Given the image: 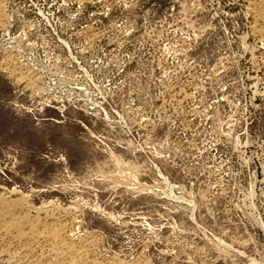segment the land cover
Returning a JSON list of instances; mask_svg holds the SVG:
<instances>
[{
  "label": "rangeland",
  "instance_id": "374dc122",
  "mask_svg": "<svg viewBox=\"0 0 264 264\" xmlns=\"http://www.w3.org/2000/svg\"><path fill=\"white\" fill-rule=\"evenodd\" d=\"M134 2L53 29L0 0V197L62 225L82 264H264V43L250 7ZM77 55L107 88L105 114L59 102L81 79ZM9 242L0 264L67 263L46 242L23 257Z\"/></svg>",
  "mask_w": 264,
  "mask_h": 264
},
{
  "label": "built area",
  "instance_id": "2783aa9c",
  "mask_svg": "<svg viewBox=\"0 0 264 264\" xmlns=\"http://www.w3.org/2000/svg\"><path fill=\"white\" fill-rule=\"evenodd\" d=\"M47 1L48 0H19V2H21L19 4L20 6L19 9L25 7L26 10L30 11L31 13H34L38 17V19L41 17L40 19L43 20V23L45 26H47L48 28L51 27L55 29L53 27V24L59 23L62 25V24H72V23L78 22L86 6H93L94 8L98 7L100 9V10H97L96 12L98 14L95 17H93L94 18L93 23L97 21L102 23L104 19H107L108 17H110L111 9L114 6H120V5H122L123 7L130 6V4L125 6L124 3L126 1L129 2L132 0H53L55 2L51 4ZM136 1L137 0H135V2ZM25 4L27 6H24ZM63 12H66L67 17L64 19L63 18L59 19V16ZM111 22H119V21H115L111 19L109 23ZM112 29H113V26L111 24L107 28H105V30L104 29L100 30L99 32L91 36L92 37H96L98 35L105 36L106 33L111 31ZM12 35H16V34H12ZM129 35H131V33L127 32L125 34V37L127 38ZM82 36L85 37V39L87 40L88 35L86 34V32L83 31ZM7 38H9V34H7ZM55 38H56V41L54 40V42L61 44L64 47L66 53L69 54L70 52H69L68 47L64 45L62 41L60 40V38L62 37L58 33L57 34L55 33ZM84 42L86 41L84 40ZM30 57H32L33 60L35 59V56L33 57L32 54ZM78 58L80 59L79 61L78 60L76 61L77 58H73L75 61L74 60H73L74 62L71 61V65H73V67L76 69V73L80 75L81 79L75 80V82L72 84L73 87L69 89L70 91H73L74 93L70 92L69 93L70 95H67V93L65 95L62 92L61 94H59L60 96L63 97L60 99L59 102L62 104H66V102L79 103L81 105L88 107L91 110L101 109L103 113L105 114V109H104L105 106L103 103L108 104V99L106 98V93H105L107 91V88L103 85L104 82L102 84V82H100L97 79L98 76L96 77L94 76V74H92V70L89 64H87L83 58H80V56H78ZM37 62L39 66L42 65L43 67L46 68L45 64H43L42 62H39L38 60ZM51 65L52 64L50 63L49 66ZM51 67H53V65ZM96 69H98L97 66H96ZM44 71H46V69ZM41 77H44V76H41ZM59 83L60 84L58 85L62 84L61 82ZM48 89H50V87H48Z\"/></svg>",
  "mask_w": 264,
  "mask_h": 264
},
{
  "label": "bare ground",
  "instance_id": "6f19581e",
  "mask_svg": "<svg viewBox=\"0 0 264 264\" xmlns=\"http://www.w3.org/2000/svg\"><path fill=\"white\" fill-rule=\"evenodd\" d=\"M246 1L248 7H250L249 10L253 21L251 32L258 38V41L264 43V0ZM31 208L39 212V207H31L25 200L3 199L0 197V246L8 241L18 244V247L27 244L26 247H19V250L17 249L13 252L10 249L11 245L9 242L8 245L10 246L8 248L6 247L4 252H7L6 254L8 255L12 251L11 253H14L17 257H23V254L28 251V247L43 241L48 244V252L53 257L66 255L68 256L66 264H82L80 261V252H77L67 241L68 236L65 234L66 230L64 227L60 224L51 225L46 221H42L38 217L39 215L37 217L29 215L28 212ZM40 211L43 212V210Z\"/></svg>",
  "mask_w": 264,
  "mask_h": 264
}]
</instances>
